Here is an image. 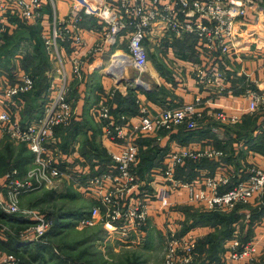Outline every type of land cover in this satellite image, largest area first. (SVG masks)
Returning <instances> with one entry per match:
<instances>
[{
    "label": "built area",
    "instance_id": "obj_1",
    "mask_svg": "<svg viewBox=\"0 0 264 264\" xmlns=\"http://www.w3.org/2000/svg\"><path fill=\"white\" fill-rule=\"evenodd\" d=\"M47 5L53 13L49 26L45 23ZM86 24L98 36L93 46L83 37ZM31 25L40 26L46 55L52 61L63 63L62 50L70 48L68 60L74 77L81 74L87 59L99 60L101 74L110 77L113 86L101 97L94 112L104 139L118 152H109V163L93 170L78 169L62 155L57 130L69 126L73 119L66 77L59 84L51 76L49 100L42 114L26 120L20 118L25 103L18 104L16 97L31 93L34 79L22 73L14 84L0 89V133L24 144L33 154L32 165L24 176L19 169H13L0 184V209L23 218L18 235L22 243L37 245L48 236L53 222L33 209L21 211V197L65 183L95 202L90 210L70 219L74 227L99 224L107 230V241L139 245L154 200L162 202L160 210L168 211L172 206L170 196L187 191L189 205L229 212L264 196V169L256 166L245 168L246 177L226 191L221 189L231 179L223 170L216 176L201 175L191 182L177 177V169L187 160L223 158V151L217 149L182 147L170 152L163 168L153 171V181L137 173L141 141L161 133L170 136L183 128L195 130L207 116L232 124L240 121L239 116L228 117L222 110L205 115L207 103L201 95L191 104L165 108L156 114L136 99L135 115L112 114V102L120 87L125 95L133 93L136 98L139 91L151 90L142 78L149 73L151 42L163 52L171 51L169 45L175 42L188 44L197 61L194 74L199 89L228 91L227 61L242 60V55L252 52L254 55H249L253 59L264 62V0H73L64 17L58 13L57 0H0V41L7 29ZM131 71L135 76L128 74ZM243 98L248 102L246 113L264 111V90L249 86ZM158 174L162 181L157 182L160 188L154 192L152 183ZM165 231L164 264H194L196 238L180 235L172 227ZM261 257L264 235L244 241L236 229L220 260L211 264H252ZM0 264L21 262L16 253L0 251Z\"/></svg>",
    "mask_w": 264,
    "mask_h": 264
},
{
    "label": "crops",
    "instance_id": "obj_2",
    "mask_svg": "<svg viewBox=\"0 0 264 264\" xmlns=\"http://www.w3.org/2000/svg\"><path fill=\"white\" fill-rule=\"evenodd\" d=\"M72 3L73 0H57V10L61 17H64L69 13ZM45 14V23L49 26L53 17L52 7L50 5H47ZM84 28L86 31L84 32L83 37L88 45L93 46L98 36L92 32V28L88 24H86ZM30 31H36L38 34L37 37L43 42L40 34V26L31 25L29 27H19L14 30L7 29L6 33L1 37L0 42L2 43H0V49L2 45L6 43L8 36L14 38L21 32ZM29 41L36 44L34 37H28L23 40L22 43H28ZM169 46H171V51L163 52L156 49L157 47L155 42L150 43L149 53H151L150 56L152 55V60L150 62L151 66H149V72L150 67L155 72L152 74L154 83L151 90L139 91V97H135V99H139L141 103L148 107L152 114H156L165 108H176L185 104H191L195 102L198 95H201L203 100L207 103L206 108H204L205 115L222 110L228 117H240V121L236 124H239L242 128H244V130H241L242 132L245 133V129H248L249 131L250 128H255L256 125H245V123H249L245 117L258 112L246 113L245 110L248 107V102L243 98V95L249 86H253L255 89L260 91L264 90V62L260 59H253L252 56L249 55L252 52H246L244 54L245 56L242 55V60H236L233 58V62L227 61L229 68L225 70V77L227 82L226 89L228 91L218 93L216 91L212 92L200 90L196 84L194 74L195 64L197 61L195 62L196 58L191 53V47L186 43L179 42L172 43ZM22 52L23 51L20 46L13 59H11L13 62V73L12 75H9L13 76L15 81L10 84H14L20 74H28V72L22 68V56H17L23 54ZM70 53L71 50L69 47L62 50L63 63L52 61L49 58L53 68L46 73L48 78L52 76L59 84L64 81V77L68 79L69 98L73 106V119L71 124L67 127H63L62 129H58L57 137L60 141L59 147L62 155L72 162V166L82 170H93L99 165L105 166L109 163V152H118V149H116L112 143L104 139L102 125L94 112V109L99 103L101 97L112 88V79L101 74V71L99 70L100 62L99 60H96V58L87 59L81 74L74 77L68 60ZM252 55H254V53H252ZM2 68H0V73L3 75L4 73ZM61 70L64 73H61ZM248 76L252 78L250 79L249 77L248 79ZM0 81H2L3 86L8 84L5 79L2 80V77H0ZM49 82L51 83V80H49ZM2 88L4 87L0 86V89ZM118 90V93L123 97L133 99L129 95L124 94L123 87H120ZM130 101L131 100H129V102ZM112 107L113 114L115 116L122 114L133 116L135 115L138 105L134 102L131 104H122L121 107H119L118 102L116 103L114 100L112 102ZM24 109L25 107L20 112V118L22 120H26L29 116L34 114V109L30 111L31 114L29 113V115L25 114L27 110L23 114V111H25ZM23 115L24 117H22ZM236 124L222 122L214 119L213 117L207 116L199 123V127L202 128V132L200 134H196L195 136L188 137L186 140L181 138L184 142L180 141V139L176 137L180 129L171 136L166 133H161V135L149 138L148 144L146 142L145 146H143L144 150L159 149L160 152L157 154L156 165L148 173L147 179L153 181V171L163 168L165 161L167 162L168 160H166V157L170 154V152L178 150L182 147H192L202 151L211 150L216 149L215 147L219 143L221 144L219 146V149H221L220 151L224 150L228 156L233 153L236 157L234 160H231L229 164H227V167H230L235 171L239 168L244 169L249 166H256L264 169V148L261 149L259 147H264V138H262L264 136V123L261 124L259 121L257 125L260 126V128L253 130V133L247 132L253 136V142L250 143L247 142V138L244 133L242 135V133L233 129ZM74 129L77 130V134H74ZM0 136L4 137L1 133ZM224 155L227 156L225 153ZM63 160L67 162L65 159ZM186 165L187 163H184L183 166H180L177 169V171L186 167ZM205 171L207 173V170ZM217 172H219V170ZM202 173L203 174L201 175H205L204 171H202ZM161 181L162 177L158 174L156 176V181L152 183L154 186V192L160 188V185L157 182L160 183ZM64 185H67L74 191L73 193L77 199H79L80 203L85 202V204L88 205L76 210V212H73L70 214L71 216L67 218L71 219L74 216H78L82 211L90 210L95 205V202L92 199L84 197L80 192L76 191L72 185L68 183H65ZM170 201L172 203V206L170 207L172 213L160 210L162 202L158 199L151 202L148 223L142 232L143 241L140 245L136 243L124 244L120 241H107V230L99 224L93 227H86L85 229L93 230L92 233L96 232V234H98L96 237L98 242L115 250L118 247H158L161 249L163 259L162 264H164V246L166 240L164 234L166 232V228L172 227L173 229L178 230L180 235H193L198 241V244L200 240H203L212 231L210 228L200 227L198 231L193 233L191 232L192 229L186 233H182L183 226L180 225V229L179 225L177 226L176 224L178 219H181L182 217L181 214H178L180 213V209L187 205L190 206L188 203V192H175L170 196ZM250 205L253 207L258 205V203L256 200H252ZM244 214L245 217L242 220L246 219L244 224L246 225L251 218V213L244 212ZM248 215H250L249 218ZM172 219L174 221H172ZM262 219L263 217L259 222H256L253 227H251L252 237L254 236L257 239L264 235V223L260 224ZM71 224L72 223H70V225ZM71 227L73 226L71 225ZM239 232L242 235V231ZM231 239L232 238L222 241L219 247L220 258L225 251V247L230 244ZM205 257L206 255L199 254L197 256V260Z\"/></svg>",
    "mask_w": 264,
    "mask_h": 264
},
{
    "label": "trees",
    "instance_id": "obj_3",
    "mask_svg": "<svg viewBox=\"0 0 264 264\" xmlns=\"http://www.w3.org/2000/svg\"><path fill=\"white\" fill-rule=\"evenodd\" d=\"M37 36L38 34L36 33V31L21 32L14 38L8 36L5 45L0 49V68H2L5 63H10V60L13 59L14 55L17 53L18 49L20 48V45L23 42V40H25L28 37L35 38L36 41L34 48L35 54L27 55L25 58H23L21 62L22 68L26 70L28 74L34 79L35 87L33 91H31V93L16 97V100H18V104L20 103L26 104L24 110L25 111L27 110L28 113L27 115H29V113L31 114L30 111L34 109L33 112L34 114L29 116L28 119L40 116L42 114L43 107L48 102V94L50 87V82L48 77L46 76V73L47 71L51 70V62L49 57L46 55L44 51L43 42ZM11 77L13 78V76H10V78ZM129 96L132 97L133 99H128L117 93L114 100L116 103L118 102L119 107H121L122 104H131L136 102L135 95L133 93H130ZM129 100L131 101L129 102ZM137 112H138V108L135 114ZM112 114H113V107H112ZM22 117H24V115ZM245 118L249 121V123H251V124L245 123V125H252V126L256 125L255 128L254 127L252 129L250 128L249 131L248 129H245L244 135L247 138L246 139L247 142L250 143L253 142L252 140L253 136L250 133H253V130L260 128V126L257 125L259 122L258 120L259 116L253 114L251 116H246ZM263 123L264 121L261 122V124ZM236 127H239L240 130H244V128H242V126L239 124H236ZM201 130L202 128L200 127H198L195 130H187L185 128L180 129L176 137L180 139V141H182L181 138L186 140V138L188 137L195 136L196 134H200L202 132ZM74 134H77L76 129H74ZM262 138H264V136ZM146 142L148 144V139L141 141V153L139 157V164L136 167L137 173L144 180L147 179L148 173L156 165L157 154H159L160 152L159 149L144 150L143 146H145ZM220 145L221 144L219 143L218 145H216V147L215 146L214 147L216 149H219ZM259 147L261 149L264 148L262 146ZM25 148L29 154L28 158L26 159L23 155L24 150L23 152L17 153V149H15L12 143L7 142L5 144L3 150L0 151V174L9 172L13 169H19L22 174L26 173V171H24L25 170L24 168L25 166L31 164V161H33V154L28 150L26 146ZM224 153L227 155L225 151ZM235 158L236 157L232 153L230 156L224 155V157L221 159L209 160L208 158H203L200 161L187 160L186 167L178 170L177 177L191 182L192 180H195L197 177L201 176V174H203L202 171L205 172L206 176H216L223 170V172L226 173V175H228L231 179L230 184L228 186L222 187L221 189L222 191H226L227 189L233 188L241 179L246 177L245 174L246 172L244 171V169L239 168L235 171L232 168L227 167V164H229V162L231 160H234ZM205 170H207V173ZM218 170L219 172H217ZM256 201L258 203V205L256 206L250 207L248 206L249 204L238 205L237 207H235V209L224 213L220 211L216 212V211H206L204 209L202 210L200 209L201 207H203L201 205H190V206L187 205L180 209L179 212L182 213L184 216V220L182 223L183 226L182 233H186L195 227H207L212 230L211 233L207 235V237L199 241L196 250V261L194 264H211L212 261L215 260L218 261L220 259L219 247L222 241L233 237V235L236 232V225L245 217L244 212L240 211L241 208L243 207L249 208V212L251 213V218L248 221V223L243 227V229H245V233L242 235V238L244 241H247L252 238L251 227H253L256 224V222H259L262 217H264V196L259 201L256 199ZM194 206H198V207H194ZM193 208L194 210L196 209L195 214L193 215L189 214V216H187L185 211H191ZM0 213L3 212L0 211ZM70 214L72 213L65 211H58L50 215L46 214L47 218H49L53 222V227L48 235H50L52 231H54L55 229H57L58 231L64 228L65 226H69L70 225L69 223L68 225L63 223V219L64 217H66V215L67 216L69 215L68 217H70L71 216ZM0 215L1 217L4 216L6 218H9V222L10 221L14 222L15 219H17V217L21 218V216L19 215H7V214L5 215L0 214ZM0 246L2 247L3 250H5V252L16 253L19 256L21 264H32L30 260L32 259L34 261L35 260L37 261L40 255V253H38L37 251L36 253L33 252L30 253L29 256L27 257L25 255L27 253H23V252H25L26 249L29 247L20 241L18 235L12 240H9L6 236L5 237L3 236L2 239H0ZM199 254L206 255V257L197 260V256ZM252 264H264V257L259 258L255 263Z\"/></svg>",
    "mask_w": 264,
    "mask_h": 264
},
{
    "label": "rangeland",
    "instance_id": "obj_4",
    "mask_svg": "<svg viewBox=\"0 0 264 264\" xmlns=\"http://www.w3.org/2000/svg\"><path fill=\"white\" fill-rule=\"evenodd\" d=\"M5 45V43L2 45V47ZM21 49L22 53L21 55H17L19 57L22 56L21 61L23 58H25L27 55H33L35 54V44L33 42L28 43H21ZM1 47V48H2ZM151 53H149L150 56ZM152 60V55L150 56V62ZM50 64V62H49ZM150 64V63H149ZM151 66V64H150ZM13 62L10 60V63H5L2 71L3 75L0 73V77H2V80L5 79V81L10 84L14 81L9 76V74L12 75L13 73ZM53 66L51 64V70ZM153 69L150 67V72L143 75V80L150 85L152 88L154 83L153 78ZM131 77L135 76V72L131 71L128 73ZM51 76L48 78L50 80ZM0 86H3L2 81H0ZM26 105V104H25ZM25 107V106H24ZM26 111H24L25 113ZM25 114H28L27 112ZM255 115H258V120L260 122L264 121V111H259ZM234 130L239 131L241 133H244L240 130L239 127H236L234 125ZM7 142H10L13 144L15 149H17V153L23 152L24 150V157L25 159L28 158L29 154L26 151V148L24 144L17 143L15 140L11 139L8 136H0V151L3 150L5 147V144ZM31 164L25 166L24 171H28V169L31 167ZM245 169V168H244ZM23 171V172H24ZM8 172L0 174V184H3L4 181L2 180L4 175H6ZM25 174L21 173V176H24ZM20 178V177H19ZM23 179V177H21ZM152 190V189H151ZM74 191L70 189L67 185L61 184L56 185L53 187H50L49 189H43V190H34L32 192H28L25 195L21 197L20 202V208L21 211H29V210H35L37 213L41 214H54L58 211H65V212H71L73 213L76 210H79L83 207L88 206L85 204V202L80 203L79 199L75 196L73 193ZM4 194V191H3ZM76 197V198H75ZM4 198V195H3ZM6 200V199H5ZM252 207V205H248ZM174 207V206H173ZM198 207V206H194ZM181 208V207H179ZM178 208V209H179ZM200 209L206 210L204 207H201ZM1 212L5 213L2 209H0ZM171 212L172 210H168ZM208 211V210H206ZM242 212H249V208H241ZM193 212V213H192ZM196 209L194 208L191 211H185L186 215L189 216V214L193 215L195 214ZM219 212V211H216ZM221 212V211H220ZM3 213H0L2 215H5ZM172 213V212H171ZM224 213V212H223ZM181 219H178L177 226L179 225L180 229L184 216L182 213ZM10 215V214H7ZM23 216V214H21ZM64 217V216H63ZM68 216L64 217L63 223L67 224L72 223L71 220L67 218ZM264 218V217H263ZM21 219V220H20ZM17 220V221H16ZM23 218L17 217L14 222H9V218L1 217L0 215V236L1 237H7L9 240L14 239L17 235H19L24 222L22 221ZM172 221H174L172 219ZM177 221V220H176ZM185 222V221H184ZM246 219L241 220L237 225L236 229L237 231H242V235L245 233V229L243 227L245 226ZM72 225V224H71ZM65 226L61 230L55 229L52 231L50 235L45 237L41 242H39L37 245L28 246L29 248L26 249L25 254L27 257L30 253H40L38 260H30L32 264H162V253L161 249L158 247H134V248H117L116 250L107 247L105 245H102L100 242L96 240V237L98 234L96 232L92 233L93 230L85 229V228H76L74 225L73 227ZM259 225V223H258ZM200 227H195L192 229V233L195 231H198ZM167 229V228H166ZM252 230V229H251ZM254 237V236H253ZM155 238V237H153ZM6 239V238H5ZM156 239V238H155ZM0 251L5 252V250L2 249L0 246ZM35 251V252H34ZM22 253V254H23ZM216 261V260H215ZM213 262V261H212ZM208 263V262H207Z\"/></svg>",
    "mask_w": 264,
    "mask_h": 264
},
{
    "label": "water",
    "instance_id": "obj_5",
    "mask_svg": "<svg viewBox=\"0 0 264 264\" xmlns=\"http://www.w3.org/2000/svg\"><path fill=\"white\" fill-rule=\"evenodd\" d=\"M262 1V0H261Z\"/></svg>",
    "mask_w": 264,
    "mask_h": 264
}]
</instances>
